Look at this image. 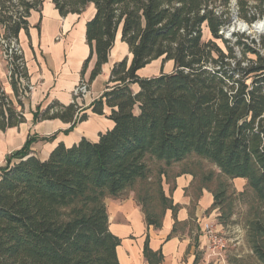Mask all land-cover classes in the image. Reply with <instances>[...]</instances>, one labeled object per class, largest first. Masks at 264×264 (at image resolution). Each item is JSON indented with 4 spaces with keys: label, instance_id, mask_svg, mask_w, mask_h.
<instances>
[{
    "label": "trees",
    "instance_id": "trees-1",
    "mask_svg": "<svg viewBox=\"0 0 264 264\" xmlns=\"http://www.w3.org/2000/svg\"><path fill=\"white\" fill-rule=\"evenodd\" d=\"M42 1L0 0L6 35L17 39L20 30L26 31L30 10H38ZM235 1L238 15L249 23L264 13V0ZM51 2L61 16L79 14L88 4L94 7L85 23L89 55L80 71L84 79L94 55L88 85L107 61L118 32L131 58L113 64L105 90L90 104L99 115L108 107L113 122L97 141L81 138L69 147L58 143L40 160L31 144L54 136H32L6 156L0 166V264H119L120 239L108 228L104 199L120 198L127 190L134 191L147 226L160 227L165 210H171L169 236L175 234L188 222L176 220L179 206L162 189L164 171L153 173L149 163L168 167L191 157L200 164L198 190L212 193L209 211L217 209L223 226L233 215L231 181L246 180L237 195L252 197L247 243L264 264V36L256 41L234 33L231 41L219 33L229 21L230 0ZM204 26L211 36L207 40ZM158 58L172 61V71L137 75ZM12 61V73L28 84L23 56ZM131 84H137V92ZM10 86L17 107L0 91L1 131L24 122L13 79ZM32 113L34 121L59 119L70 127L86 119L75 97L66 105L52 100ZM201 161L217 172L202 170ZM142 252L148 264L162 260L160 250L148 247L147 237ZM198 259L196 254L193 264Z\"/></svg>",
    "mask_w": 264,
    "mask_h": 264
},
{
    "label": "crops",
    "instance_id": "crops-1",
    "mask_svg": "<svg viewBox=\"0 0 264 264\" xmlns=\"http://www.w3.org/2000/svg\"><path fill=\"white\" fill-rule=\"evenodd\" d=\"M93 14L94 7L88 4L79 14L68 13L61 16L51 0H43L38 10H30L27 17L28 28L26 31L23 29L19 31L18 41L31 88L27 96L22 99L24 122L4 131L0 130V166L7 154L19 149L28 137L54 136L51 139H38L30 146L32 154L40 160H45L58 143L69 147L81 138L95 142L100 133L112 127L113 122L107 118L110 109L105 106L103 114L99 115L91 111L90 104L105 90L113 64L125 57L128 62L130 61L131 54L126 43L120 40L119 32L109 51L107 61L101 65L100 73L90 83L86 95L77 101L86 114V119L72 127L70 123L59 119L33 120L32 112L37 107L43 109L52 100L65 105L72 101V90L81 78L82 63L89 55V47L85 41V23ZM159 59L161 58L152 60L140 68L137 75L151 77L160 72H171L172 70L166 72L161 70ZM167 62L172 63V61ZM94 63L95 56L92 55L83 76L85 80L88 79ZM171 65L173 69V64ZM5 71L6 66L1 62L0 86L17 107ZM130 89L134 93L137 92V84H131ZM188 160L182 161L187 165L173 175L168 176L164 173L162 176V189L165 195L171 198L173 204L179 206L176 220L181 223L188 222L171 236L169 234L174 223L171 210H165L160 227L147 226L132 190H127L120 198L104 199L108 228L120 239L116 248L119 264H148L142 252L146 237L148 247L153 251L161 252L162 260L159 264H193L196 254L199 255V259L195 264H223L205 253L202 224L210 220L220 227L223 225L217 222V209L209 211L213 202L212 193L205 187L198 190L200 164L198 162L191 164ZM232 181L238 190H241L246 183L243 178H234ZM171 186L173 188L169 190ZM189 222L193 223L191 227ZM228 252L229 250L224 255V264L229 263Z\"/></svg>",
    "mask_w": 264,
    "mask_h": 264
},
{
    "label": "built area",
    "instance_id": "built-area-1",
    "mask_svg": "<svg viewBox=\"0 0 264 264\" xmlns=\"http://www.w3.org/2000/svg\"><path fill=\"white\" fill-rule=\"evenodd\" d=\"M229 9L236 15H238V6L236 4L235 0H230L228 3ZM232 8V9H231ZM263 8H264V2H263ZM232 15H230L231 17ZM229 17V19H230ZM264 20V13L262 16H258L251 25L254 26L255 23L258 21ZM233 23L236 22L235 20H232ZM231 25V27H228L230 24V21H228L227 24H225L221 29L219 30V33L223 34L224 37H232L234 32V25ZM245 25L243 21L241 22ZM250 25V26H251ZM254 31V35H251L258 41L259 36H264V32L256 33V29H251ZM245 32H250V30H243ZM264 49H260V52H263ZM15 55H22L18 38L9 37L5 33V28L0 24V63H4L6 66V78L10 84L11 79H13L16 82V85L18 86V97L22 100L30 91V85L27 84L21 76H18L16 73H12L13 71V57ZM23 56V55H22ZM27 87L26 89L24 87ZM89 85L87 84V81L85 79H80L76 86L72 90L73 97L76 98V101H78L80 98L86 95L88 92ZM0 91H3V89L0 86ZM201 233L203 238L205 239L204 244V250L205 253L212 258H215L216 260H219L223 264L225 263V253L227 250H236V248L239 247L241 241L243 240V229L238 225H226V226H218L216 222L213 221H206L201 226Z\"/></svg>",
    "mask_w": 264,
    "mask_h": 264
},
{
    "label": "rangeland",
    "instance_id": "rangeland-1",
    "mask_svg": "<svg viewBox=\"0 0 264 264\" xmlns=\"http://www.w3.org/2000/svg\"><path fill=\"white\" fill-rule=\"evenodd\" d=\"M229 8V6H228ZM232 9V8H231ZM232 15L229 19L230 24L228 27H231L233 21L235 20L236 22L233 23L234 25V32L237 34H245V35H254V31L251 30V24L247 21H245L240 15H235L230 9H229V16ZM246 23L251 31V33L249 32H245L242 29L239 28L238 24L241 22ZM204 29V33H203V40H207V38H211L210 34L208 33L206 27H203ZM222 34V33H221ZM224 37V33L222 34ZM227 38V37H225ZM227 39H231V41L233 40V36L229 37ZM216 43L223 48V44L221 43V41L216 40ZM261 47L259 46V49ZM126 55V52H125ZM239 55V54H238ZM249 57H251L250 55H248ZM160 60V64H161V70L166 72V71H170L172 70V63L171 62H162L161 59ZM12 152V151H11ZM10 152V153H11ZM9 153V154H10ZM8 155V154H7ZM198 159L196 157H191L188 160V163L195 162ZM191 161V162H190ZM5 163V160L3 162V164L1 166H3ZM201 163H203V166L205 167L202 170H206V169H211L213 168L214 171H216V167H214L213 165L201 161ZM151 170L153 173H155L157 170L161 169L164 171V173H166V175L168 174V176L173 175L174 173H176L178 170L182 169L184 166L187 165V163H174L171 165L170 168H167L164 166V164L162 162H150L149 163ZM190 165V164H189ZM202 166V168H203ZM217 172V171H216ZM232 192H235V194L233 193L234 197H235V201H234V207H233V215L230 219V222L227 223V225H238L243 229V240L241 241L240 245L238 248H236V250H230L227 253V260L229 261V263L227 264H263L261 262H259L257 260V258L254 256L251 248L249 247L248 243H247V230H248V226H247V220L250 217V212L251 209H249L251 203H252V197L250 194H244V195H237L239 192L243 191L244 186L241 188V190L239 191L238 188L234 185L233 181H231V187H230ZM238 190V191H237ZM134 192V191H133ZM236 195V196H235ZM135 196V194H134ZM226 226V225H225ZM228 251V250H227Z\"/></svg>",
    "mask_w": 264,
    "mask_h": 264
},
{
    "label": "clouds",
    "instance_id": "clouds-1",
    "mask_svg": "<svg viewBox=\"0 0 264 264\" xmlns=\"http://www.w3.org/2000/svg\"><path fill=\"white\" fill-rule=\"evenodd\" d=\"M256 33L264 32V21H258L255 25Z\"/></svg>",
    "mask_w": 264,
    "mask_h": 264
},
{
    "label": "bare ground",
    "instance_id": "bare-ground-1",
    "mask_svg": "<svg viewBox=\"0 0 264 264\" xmlns=\"http://www.w3.org/2000/svg\"><path fill=\"white\" fill-rule=\"evenodd\" d=\"M263 21H264V20H263ZM255 25H256V23H255L254 26H253L254 29H255ZM238 26H239V28L242 29V30H248V29H250V27H249L248 25H245V24H243V23H239ZM253 28H251V29H253Z\"/></svg>",
    "mask_w": 264,
    "mask_h": 264
},
{
    "label": "water",
    "instance_id": "water-1",
    "mask_svg": "<svg viewBox=\"0 0 264 264\" xmlns=\"http://www.w3.org/2000/svg\"><path fill=\"white\" fill-rule=\"evenodd\" d=\"M251 28H253V25H251Z\"/></svg>",
    "mask_w": 264,
    "mask_h": 264
}]
</instances>
